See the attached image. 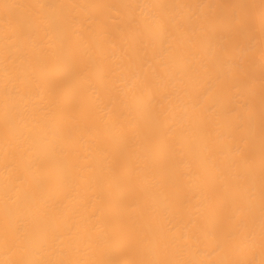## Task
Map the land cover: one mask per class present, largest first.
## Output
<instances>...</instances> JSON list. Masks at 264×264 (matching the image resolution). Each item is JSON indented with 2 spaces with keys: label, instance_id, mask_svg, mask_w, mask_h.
Returning a JSON list of instances; mask_svg holds the SVG:
<instances>
[{
  "label": "bare ground",
  "instance_id": "bare-ground-1",
  "mask_svg": "<svg viewBox=\"0 0 264 264\" xmlns=\"http://www.w3.org/2000/svg\"><path fill=\"white\" fill-rule=\"evenodd\" d=\"M0 264H264V0H0Z\"/></svg>",
  "mask_w": 264,
  "mask_h": 264
}]
</instances>
